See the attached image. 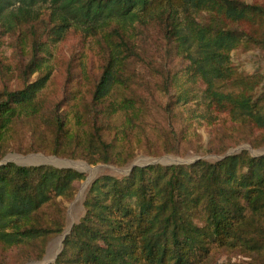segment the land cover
<instances>
[{"label":"trees","instance_id":"trees-1","mask_svg":"<svg viewBox=\"0 0 264 264\" xmlns=\"http://www.w3.org/2000/svg\"><path fill=\"white\" fill-rule=\"evenodd\" d=\"M153 26L166 49L160 61L147 57ZM70 30L80 50L64 65L55 101L46 87ZM254 48L264 49V0H0V157L23 149L22 133L26 151L90 164L124 165L143 142L171 152L181 137L172 122L148 118V101L179 78L200 92L209 152L263 147V74L239 70L231 56ZM83 177L70 167L0 163V264L43 258L64 233V202ZM83 207L46 264H215L223 253L264 264V154L242 149L214 161L134 166L120 178L102 174Z\"/></svg>","mask_w":264,"mask_h":264},{"label":"rangeland","instance_id":"rangeland-1","mask_svg":"<svg viewBox=\"0 0 264 264\" xmlns=\"http://www.w3.org/2000/svg\"><path fill=\"white\" fill-rule=\"evenodd\" d=\"M251 2L253 0H245ZM184 34L188 33L187 29H183ZM78 32L70 30L67 36L61 40L57 45V62L58 65L53 71L51 83L47 85V93L50 94L51 99L55 101L62 97V91L65 82V63L72 57L73 51L80 50ZM146 38L150 41V47L147 49L148 55L151 59L155 58L160 61L166 55L165 45L162 43L160 30L153 26L149 34L145 32ZM6 46H3L5 49ZM6 56L10 55V50L6 48ZM93 74L99 72V62L92 54ZM233 63L247 73H252L255 68H259L264 77V49L254 48L247 51L233 50L231 52ZM155 63L158 64V62ZM174 63V62H173ZM172 66V64H171ZM177 64L176 68H179ZM35 76V75H34ZM264 79V78H263ZM2 80L0 79V87ZM264 83V80H263ZM13 85V84H11ZM190 87L183 78H179L176 86H172L169 90L163 92L154 90L153 97L148 101L149 115L148 118L156 120L160 125L167 127V124L173 123L176 128V136L179 140L175 141L171 152H165L160 145L150 146L143 142L140 146L135 148L134 157L126 164L119 165L114 162L102 163L98 162L90 164L81 158H70L69 156H57L44 150L26 151L25 146L28 144V134H20L19 140L23 149L11 147L7 152L0 157V163L11 161L19 165H39L49 164L57 167H70L84 174L83 179L75 182L76 191L74 198L71 201L64 202L66 222L64 233L52 237L46 247V252L42 259L33 260L32 262H25L24 264H46L52 262L62 246V238L69 228L76 223L84 213L83 200L87 192L90 182L99 175L109 174L114 177L125 176L133 166H142L152 163L170 164L180 163L189 164L198 158L214 161L222 158L224 155L238 152L242 149H247L252 155L264 154V146L260 148H253L248 143H240L227 148L223 154H217L208 151V144L210 141V134L199 113L203 110L199 107L200 92L196 86ZM190 88L192 90L190 91ZM186 93V95H185ZM183 95V96H182ZM185 95V96H184ZM184 97L189 98L185 103ZM166 107L168 109H166ZM113 118H123L122 115H116ZM175 118L176 120H171ZM178 119V120H177ZM163 127V128H164ZM187 127V130H186ZM40 158V160L38 159ZM75 163V164H73ZM87 165V168L84 166ZM81 167V168H80ZM7 261L11 260L12 253L6 251L4 253ZM251 259L242 255L219 254L216 257L215 264H249Z\"/></svg>","mask_w":264,"mask_h":264},{"label":"bare ground","instance_id":"bare-ground-1","mask_svg":"<svg viewBox=\"0 0 264 264\" xmlns=\"http://www.w3.org/2000/svg\"><path fill=\"white\" fill-rule=\"evenodd\" d=\"M38 159L40 160V158H38ZM73 164H75V163H73ZM84 166L87 168V165L84 164ZM80 168H81V167H80Z\"/></svg>","mask_w":264,"mask_h":264},{"label":"water","instance_id":"water-1","mask_svg":"<svg viewBox=\"0 0 264 264\" xmlns=\"http://www.w3.org/2000/svg\"><path fill=\"white\" fill-rule=\"evenodd\" d=\"M134 165L137 166L136 164H134ZM133 167H134V166H133ZM63 238H64V236H63ZM63 238H62V239H63Z\"/></svg>","mask_w":264,"mask_h":264}]
</instances>
